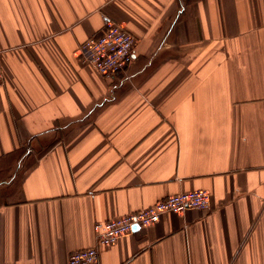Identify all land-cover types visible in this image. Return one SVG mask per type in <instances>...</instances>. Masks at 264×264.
Instances as JSON below:
<instances>
[{
    "label": "crops",
    "instance_id": "crops-1",
    "mask_svg": "<svg viewBox=\"0 0 264 264\" xmlns=\"http://www.w3.org/2000/svg\"><path fill=\"white\" fill-rule=\"evenodd\" d=\"M136 38L107 77L77 55ZM0 264H69L94 224L194 189L93 264H264V0H0Z\"/></svg>",
    "mask_w": 264,
    "mask_h": 264
},
{
    "label": "built area",
    "instance_id": "built-area-1",
    "mask_svg": "<svg viewBox=\"0 0 264 264\" xmlns=\"http://www.w3.org/2000/svg\"><path fill=\"white\" fill-rule=\"evenodd\" d=\"M134 35L120 23L108 19L104 30L87 38L78 47L77 55L103 76L113 77L125 71L136 54ZM0 63V84L4 81ZM211 207V194L206 189L184 190L157 200L144 208L121 214L94 224L97 244L71 252L69 264H92L98 260L100 248L116 243L131 233L135 226L147 227L158 222L166 212Z\"/></svg>",
    "mask_w": 264,
    "mask_h": 264
},
{
    "label": "rangeland",
    "instance_id": "rangeland-1",
    "mask_svg": "<svg viewBox=\"0 0 264 264\" xmlns=\"http://www.w3.org/2000/svg\"><path fill=\"white\" fill-rule=\"evenodd\" d=\"M135 37V36H134ZM135 42H136V38H135ZM135 47H136V45H135ZM136 49V48H135ZM194 209H201V208H194ZM135 211V210H134ZM170 212H172V211H170ZM176 213H178V212H176ZM183 213V212H182ZM100 221H102V220H100ZM104 221V220H103ZM139 227V226H138ZM138 227H136V228H138ZM135 227H134V229H136ZM95 229V228H94ZM96 232V231H95ZM103 248V247H102ZM101 249V248H100ZM99 255H100V251H99ZM98 259H99V257H98ZM98 261V260H97ZM96 261V262H97ZM95 263V262H94ZM93 264V263H92Z\"/></svg>",
    "mask_w": 264,
    "mask_h": 264
},
{
    "label": "water",
    "instance_id": "water-1",
    "mask_svg": "<svg viewBox=\"0 0 264 264\" xmlns=\"http://www.w3.org/2000/svg\"><path fill=\"white\" fill-rule=\"evenodd\" d=\"M138 227V226H135V228Z\"/></svg>",
    "mask_w": 264,
    "mask_h": 264
},
{
    "label": "trees",
    "instance_id": "trees-1",
    "mask_svg": "<svg viewBox=\"0 0 264 264\" xmlns=\"http://www.w3.org/2000/svg\"><path fill=\"white\" fill-rule=\"evenodd\" d=\"M121 73V72H120Z\"/></svg>",
    "mask_w": 264,
    "mask_h": 264
}]
</instances>
